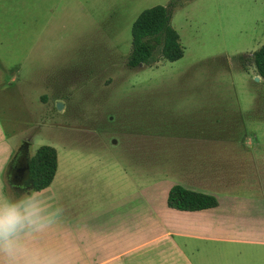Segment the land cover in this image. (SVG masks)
<instances>
[{
  "label": "rangeland",
  "instance_id": "374dc122",
  "mask_svg": "<svg viewBox=\"0 0 264 264\" xmlns=\"http://www.w3.org/2000/svg\"><path fill=\"white\" fill-rule=\"evenodd\" d=\"M169 1L85 0L82 7L71 0H0L3 187L7 195H19L21 185L9 176L22 151L29 161L40 146L56 149L55 177L39 192L65 210L62 222L42 237L59 252L79 202L104 204L115 195L121 203L134 202L133 193L148 177L159 180L156 206L164 208L168 186L211 188L214 193L206 194L217 199L216 209L182 215L214 220V228H221L210 235L213 241H196L197 260L205 255L207 264H264V189L253 194L244 183L229 196L220 185L222 147L205 153L172 145L173 137L193 132L217 137L225 132L192 129L182 110L197 99L181 95L234 93L231 108L242 114L253 141L244 153L257 157L264 187V81H255L250 57L264 44V0H184L171 19L183 57L127 68L133 22L142 11ZM212 112L217 118L221 109ZM233 201L250 208H232Z\"/></svg>",
  "mask_w": 264,
  "mask_h": 264
},
{
  "label": "crops",
  "instance_id": "0c3cea01",
  "mask_svg": "<svg viewBox=\"0 0 264 264\" xmlns=\"http://www.w3.org/2000/svg\"><path fill=\"white\" fill-rule=\"evenodd\" d=\"M71 1H77V5L84 7L85 0ZM254 72L253 76L259 77L255 68ZM13 79L14 75H10L8 84H12ZM255 81L263 80L259 77ZM187 94L180 98L197 99L189 102L190 108L182 110L183 118L190 127L197 131L219 127L225 132L221 137L213 133L193 132L189 137H173L172 145L197 146L198 150L205 153L210 151L208 147H222V192L233 194L236 187L240 189L239 186L246 183L245 190H251L253 194L261 193L264 187L259 181L258 159L255 155L244 153L243 149L246 145H252L253 141L246 133L242 114H234L231 108L236 104L234 93L197 90ZM214 109H221L217 113L218 119L215 118L216 113L212 112ZM233 147L238 148L233 150ZM217 181L211 183L216 185ZM0 184L6 194L1 177ZM159 185L158 179L151 181L148 177L146 183L137 187L133 193L136 197L134 202L121 203L116 195L104 204L87 206L79 202L78 217L68 222L62 234L61 252L66 254L67 264H207L208 257L205 255L202 261L197 260L199 253L196 241H213L210 235L221 231V228H214V220L182 215L207 214L219 205L197 212H181L156 206L158 191L161 189ZM169 189L170 186L163 194L165 199ZM210 189L200 191L214 193ZM229 206L244 211L250 208L247 202L241 201H233Z\"/></svg>",
  "mask_w": 264,
  "mask_h": 264
},
{
  "label": "trees",
  "instance_id": "16d2710c",
  "mask_svg": "<svg viewBox=\"0 0 264 264\" xmlns=\"http://www.w3.org/2000/svg\"><path fill=\"white\" fill-rule=\"evenodd\" d=\"M183 2L184 0H170L165 6L151 7L137 16L131 28L127 68L135 69L139 65L152 67L161 60L175 62L183 57L179 35L171 25L174 10L181 7ZM250 57L257 76L264 81V44ZM57 167L56 149L40 146L28 161L26 190L39 192L49 187ZM166 205L181 212H197L216 208L218 202L213 195L175 184L168 190Z\"/></svg>",
  "mask_w": 264,
  "mask_h": 264
},
{
  "label": "clouds",
  "instance_id": "9594fccd",
  "mask_svg": "<svg viewBox=\"0 0 264 264\" xmlns=\"http://www.w3.org/2000/svg\"><path fill=\"white\" fill-rule=\"evenodd\" d=\"M0 190V264H67L66 254L42 243L62 222L64 208L35 190Z\"/></svg>",
  "mask_w": 264,
  "mask_h": 264
},
{
  "label": "flooded vegetation",
  "instance_id": "af4514ba",
  "mask_svg": "<svg viewBox=\"0 0 264 264\" xmlns=\"http://www.w3.org/2000/svg\"><path fill=\"white\" fill-rule=\"evenodd\" d=\"M25 160H26V154L24 151H22L16 158V161L11 168L10 176H9L10 181H13L24 187H26L27 179H28L27 171H24V168L26 167L28 161Z\"/></svg>",
  "mask_w": 264,
  "mask_h": 264
},
{
  "label": "water",
  "instance_id": "95a60500",
  "mask_svg": "<svg viewBox=\"0 0 264 264\" xmlns=\"http://www.w3.org/2000/svg\"><path fill=\"white\" fill-rule=\"evenodd\" d=\"M139 66H141V65H139ZM259 79V77H256L255 78V80H258ZM62 108V104H57V109H61ZM24 171H28V163L26 164V167L24 168Z\"/></svg>",
  "mask_w": 264,
  "mask_h": 264
}]
</instances>
